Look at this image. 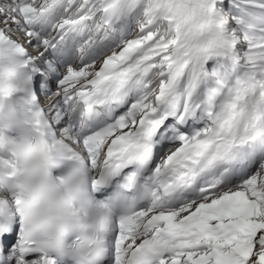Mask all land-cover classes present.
<instances>
[{
	"label": "snow or ice",
	"instance_id": "snow-or-ice-1",
	"mask_svg": "<svg viewBox=\"0 0 264 264\" xmlns=\"http://www.w3.org/2000/svg\"><path fill=\"white\" fill-rule=\"evenodd\" d=\"M0 264H264V0H0Z\"/></svg>",
	"mask_w": 264,
	"mask_h": 264
}]
</instances>
